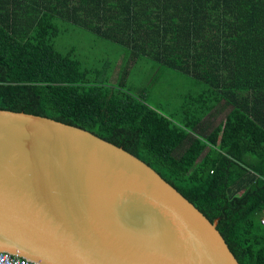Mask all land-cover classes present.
Returning <instances> with one entry per match:
<instances>
[{
    "label": "trees",
    "instance_id": "obj_1",
    "mask_svg": "<svg viewBox=\"0 0 264 264\" xmlns=\"http://www.w3.org/2000/svg\"><path fill=\"white\" fill-rule=\"evenodd\" d=\"M64 25L153 74L141 85L125 69L103 76L116 59L59 51ZM0 109L131 153L217 220L239 264H264V0H0Z\"/></svg>",
    "mask_w": 264,
    "mask_h": 264
},
{
    "label": "water",
    "instance_id": "obj_2",
    "mask_svg": "<svg viewBox=\"0 0 264 264\" xmlns=\"http://www.w3.org/2000/svg\"><path fill=\"white\" fill-rule=\"evenodd\" d=\"M216 227L124 149L0 109V252L37 264H239Z\"/></svg>",
    "mask_w": 264,
    "mask_h": 264
},
{
    "label": "rangeland",
    "instance_id": "obj_3",
    "mask_svg": "<svg viewBox=\"0 0 264 264\" xmlns=\"http://www.w3.org/2000/svg\"><path fill=\"white\" fill-rule=\"evenodd\" d=\"M62 28L67 31L59 35V37L57 38V49L61 52H66V50H68L70 46H74L76 49V53L84 58V63L86 64L89 63L93 65V62H96V59L99 61L114 60L119 52H124V50L117 45H114L113 47L112 42L100 39L99 37L89 32L83 31L78 27H70L68 25H64ZM102 53H105L106 59H99ZM119 67L120 66H115V64L108 68L101 66V68L104 69H117ZM153 72L154 68L152 64L145 61L143 64L134 66L132 77L129 82L131 83L133 81L134 85H141L142 83L146 84V80L149 79V76L152 75ZM179 78L180 76L175 77L176 80H179ZM185 81L186 78H184L181 82ZM172 82L173 80L169 79L166 84ZM224 115L225 114L223 113L217 116L213 124L216 125L219 122L223 121Z\"/></svg>",
    "mask_w": 264,
    "mask_h": 264
},
{
    "label": "crops",
    "instance_id": "obj_4",
    "mask_svg": "<svg viewBox=\"0 0 264 264\" xmlns=\"http://www.w3.org/2000/svg\"><path fill=\"white\" fill-rule=\"evenodd\" d=\"M112 43H113V47H114V45H117L115 42H113V41H111ZM118 46V45H117ZM121 48V47H120ZM75 49V47L74 46H70L69 47V49L68 50H66V52L67 51H70V50H74ZM127 52L124 50V52H122V53H120L119 52V55L117 56V58L115 57V66H120L119 68H117V69H111V79L112 80H115V79H117V77H118V75L120 74V72L122 71V70H127V71H129L130 73L133 71V68H134V66H137V65H140V64H143L144 62H145V60H143L142 62L140 61V62H138V61H135L133 58V56H128L127 57ZM112 56V55H111ZM99 59H106V55H105V53H102V55L100 56V58ZM97 59H96V62H93V64H96L97 63ZM102 62L103 61H100L99 62V64L101 65L102 64ZM136 62V63H135ZM99 65V66H100ZM103 66H106V65H103ZM124 67V68H123ZM122 68V69H121ZM101 69H103V76H105L106 74L105 73H109L110 71H109V69L108 70H106V69H104V68H101Z\"/></svg>",
    "mask_w": 264,
    "mask_h": 264
},
{
    "label": "built area",
    "instance_id": "obj_5",
    "mask_svg": "<svg viewBox=\"0 0 264 264\" xmlns=\"http://www.w3.org/2000/svg\"><path fill=\"white\" fill-rule=\"evenodd\" d=\"M261 223L264 224V218H262ZM0 264H37V263L15 255L0 252Z\"/></svg>",
    "mask_w": 264,
    "mask_h": 264
}]
</instances>
